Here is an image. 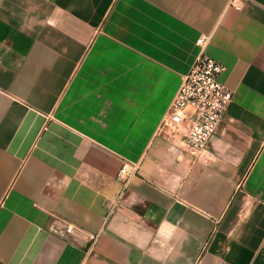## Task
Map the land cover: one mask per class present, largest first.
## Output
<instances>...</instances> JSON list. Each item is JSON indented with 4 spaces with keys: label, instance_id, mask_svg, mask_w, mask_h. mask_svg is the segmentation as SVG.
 Masks as SVG:
<instances>
[{
    "label": "crops",
    "instance_id": "0c3cea01",
    "mask_svg": "<svg viewBox=\"0 0 264 264\" xmlns=\"http://www.w3.org/2000/svg\"><path fill=\"white\" fill-rule=\"evenodd\" d=\"M202 50L204 160L159 133ZM0 264H264V0H0Z\"/></svg>",
    "mask_w": 264,
    "mask_h": 264
},
{
    "label": "built area",
    "instance_id": "2783aa9c",
    "mask_svg": "<svg viewBox=\"0 0 264 264\" xmlns=\"http://www.w3.org/2000/svg\"><path fill=\"white\" fill-rule=\"evenodd\" d=\"M245 2L246 0H229V6L241 8ZM209 41L210 35L203 34L198 38L197 44L204 49ZM225 70V65L202 50L190 71L184 76L159 126V133H164L171 140L180 137L184 149L197 159L204 160L209 157L210 141L218 131L233 99L234 91L221 81ZM138 168L139 163L125 161L117 177L122 188L111 202V212L123 199ZM73 228V225L66 227L68 232H72ZM93 239H96L95 235Z\"/></svg>",
    "mask_w": 264,
    "mask_h": 264
}]
</instances>
